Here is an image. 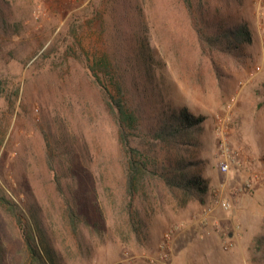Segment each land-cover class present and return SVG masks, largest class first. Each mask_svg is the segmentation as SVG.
Returning a JSON list of instances; mask_svg holds the SVG:
<instances>
[{
	"label": "rangeland",
	"instance_id": "1",
	"mask_svg": "<svg viewBox=\"0 0 264 264\" xmlns=\"http://www.w3.org/2000/svg\"><path fill=\"white\" fill-rule=\"evenodd\" d=\"M183 1L0 0L19 25L18 36L0 32V264H35L17 218L44 264H255L253 240L264 234V0H188L190 11ZM193 19L218 36L242 24L251 40L199 42ZM100 59L109 64L101 74ZM87 67L110 91L123 75L143 134L170 110L203 118L181 152L194 163L187 173L207 180L202 201L184 203L153 181L126 194L124 154ZM222 142L238 160L228 173L218 168ZM153 143L130 137L150 159Z\"/></svg>",
	"mask_w": 264,
	"mask_h": 264
},
{
	"label": "trees",
	"instance_id": "2",
	"mask_svg": "<svg viewBox=\"0 0 264 264\" xmlns=\"http://www.w3.org/2000/svg\"><path fill=\"white\" fill-rule=\"evenodd\" d=\"M183 2L186 3L187 11H190L188 0ZM3 5L4 3L0 2V32L8 33L11 31L12 35L18 36L19 25L17 23L10 24L7 21L6 13L1 8ZM193 21H195L193 25L194 32L199 42L213 45L217 43L218 39H225L226 37L232 38L238 44L249 43L251 40L246 26L242 24L231 26L222 36H218V34H208L205 25L204 27L200 26L197 19H193ZM108 65L105 59L95 62V67L99 69L100 74L105 71L104 68H108ZM85 73L103 96L114 122L117 141L125 158L124 180L126 194L134 196L153 181V185L155 182H161L172 193L174 191L183 193L184 203L196 196H199V201H202V196L207 192L208 188L207 180L202 179L195 173H187V169L192 167L194 163L190 160H185L181 152H184L182 146L191 145V133L199 126L203 118L194 117L184 108L178 111L170 110L168 113L163 112V117L159 116L153 126L148 125L146 132L144 131L145 134H143L142 130L144 129H142L139 122L140 116L136 113V111L139 112L140 110L137 108L139 111L137 109L135 111L129 105L128 99L130 97H127L126 94L128 90L125 88L123 75L111 76L110 84L113 90L110 91L94 68L87 67ZM133 90L136 93L140 92L135 85ZM140 134L150 136L152 141L155 142L153 143V158L151 159L147 155L144 156L141 150L130 145V137ZM157 147L159 148L156 151ZM172 151L175 153L173 161L172 159L160 158L159 153L167 155L168 158ZM167 161L171 163L169 166L165 165ZM4 203L8 205L11 211L16 210L14 204ZM16 220L25 239V245L31 260L35 264H44V260L35 245L31 227L25 225L19 218ZM252 253V261L255 264H264V234L254 238Z\"/></svg>",
	"mask_w": 264,
	"mask_h": 264
},
{
	"label": "built area",
	"instance_id": "3",
	"mask_svg": "<svg viewBox=\"0 0 264 264\" xmlns=\"http://www.w3.org/2000/svg\"><path fill=\"white\" fill-rule=\"evenodd\" d=\"M220 146H221V151H220V157L218 161V168L222 173H228L233 165L238 164V160L236 158L237 155L236 153L234 154V152L226 144H224V142H222ZM220 205L224 210H228L230 207L229 203L225 201L221 202ZM203 214L204 216H207L208 211H204ZM222 247H223V250L226 251L229 249L230 244L225 242L223 243Z\"/></svg>",
	"mask_w": 264,
	"mask_h": 264
}]
</instances>
